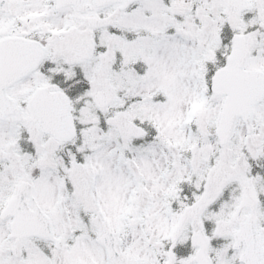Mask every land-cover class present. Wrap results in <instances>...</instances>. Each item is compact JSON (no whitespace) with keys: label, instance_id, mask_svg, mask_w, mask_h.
Instances as JSON below:
<instances>
[{"label":"snow or ice","instance_id":"obj_1","mask_svg":"<svg viewBox=\"0 0 264 264\" xmlns=\"http://www.w3.org/2000/svg\"><path fill=\"white\" fill-rule=\"evenodd\" d=\"M0 264H264V0H0Z\"/></svg>","mask_w":264,"mask_h":264}]
</instances>
